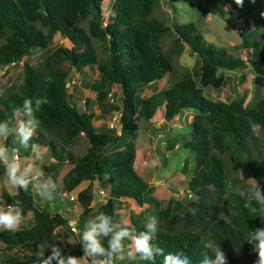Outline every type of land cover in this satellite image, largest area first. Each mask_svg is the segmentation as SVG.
Segmentation results:
<instances>
[{
  "label": "trees",
  "instance_id": "trees-1",
  "mask_svg": "<svg viewBox=\"0 0 264 264\" xmlns=\"http://www.w3.org/2000/svg\"><path fill=\"white\" fill-rule=\"evenodd\" d=\"M102 2L0 0V70L20 63L31 52L52 47L57 34L71 43L70 48L60 46L35 65L24 60L21 83L0 91V121L11 118L16 124L13 112L17 107L22 109L25 99H32L33 105L37 98L47 100L39 111H34L41 124L29 144L45 148L55 158L53 165L40 167L45 177L55 181V167L65 161L73 164L61 180L63 194L72 193L83 182L90 183L77 195L79 232L93 212L91 184L107 177L110 188L106 206L111 210L108 215L112 216L113 204L120 205L122 198L133 199L141 208L147 205L138 214L132 212L129 223L138 233L144 230L147 218L155 216L159 229L153 243L166 253L183 251L192 264H199L204 251L202 241L212 239L226 254L227 264H254L256 259H244L256 257L252 245L246 242L247 229L264 228V207L258 206V212L250 215L234 185L243 171L264 187V97L250 107L239 95L229 102L212 100L204 88L225 87L227 78L220 73L222 70L247 68L254 86L264 90V0H244L242 6H237L235 0H200L196 8L199 16H224L228 6L244 21L241 43L230 48L206 42L193 22L172 25L161 0H116V9L102 26ZM186 47L195 55L196 65L181 69L178 80L169 88L144 98L143 89L172 72ZM230 49L248 52L249 57L245 60ZM63 62L76 70L96 67L99 78L90 88L96 92L102 114L120 112V135L94 129L95 114L88 99L84 101V112L70 101L66 86L69 73L61 67ZM107 85L120 87L121 107L106 109L103 101ZM161 107L167 122H173L185 111L192 113L190 140L182 147L196 154L195 174L185 183V191L195 196V201L182 203L153 197L149 184L134 168L135 147L120 143L125 131L134 135L138 130L140 116L150 121ZM254 127H258L260 135L254 133ZM13 139L9 137L5 144L9 148L20 147ZM80 142L84 146L76 153L74 148H79ZM28 149L20 151L27 153ZM4 177L0 165V200L5 204L20 200L24 216L32 212L33 223L15 232L0 231V264H35L41 246L46 249L56 242L57 229H62L64 241L73 235L70 218L39 207L30 189H19L14 194L3 191ZM119 209L117 206L115 210ZM102 243L107 246V238H102ZM125 244L130 245L131 241L126 240ZM61 247L64 255L83 254L80 237L76 244ZM14 249H21L28 256H7V251ZM46 252V256L50 254V250ZM156 264H162V257L156 258Z\"/></svg>",
  "mask_w": 264,
  "mask_h": 264
},
{
  "label": "rangeland",
  "instance_id": "rangeland-1",
  "mask_svg": "<svg viewBox=\"0 0 264 264\" xmlns=\"http://www.w3.org/2000/svg\"><path fill=\"white\" fill-rule=\"evenodd\" d=\"M199 2L200 0H161L162 7L167 12L169 21L172 25L193 22L206 42L223 48H230L240 44V31L244 21L239 19L228 6L224 9V16H199L196 11ZM116 7V0H103L101 5L102 26H105L109 22V14L114 11ZM60 46L70 48L71 43L57 34L54 38L52 47L44 51L31 52L28 58L24 57L20 63L0 70V91H4L10 86L19 85L21 83L22 66L25 59H29L30 63L35 65L45 60ZM230 52L245 60L249 57L248 52L245 51H234L230 49ZM196 61L195 55L186 47L182 55L177 58L173 71L168 73L163 79L146 86L143 89L142 96L146 98L154 92L169 88L178 80L177 73L183 68L192 69L196 65ZM61 67L69 73L68 80L70 85L68 88L70 101L76 104L78 111H85L83 101L88 99L89 105L91 106L90 109L95 114L92 120L94 129L100 133L120 135V112L112 111L109 115H101L100 106L96 100V92L90 88L91 84L96 82L99 78L96 67L91 66L76 70L72 68L68 62L61 63ZM220 73L227 78L226 85L220 90H215L211 86L205 87L204 93L208 98L215 101L221 100L229 102L236 95H239L242 96L245 99V103L251 107L264 97V90L254 86L253 75L249 69L246 68L241 71L222 70ZM105 89L108 95L103 101L106 109L109 110L111 106L121 107L122 91L120 87L117 85H107ZM162 112V109L159 108L154 118L150 121L140 116V120L137 121L138 130L134 135L125 131L120 143H122V145L125 144V146L130 144L136 148V158L134 162L135 170L142 179L149 184L150 192L153 197L161 201H168L170 198L182 203L190 200L195 201L196 197L185 191V183L195 174L196 154L182 147L185 141L190 140L191 125L193 123L192 113L185 111L178 115L173 122H166L165 119L162 118ZM15 122L17 123L18 121L16 120ZM254 133L256 135L259 134L258 127H254ZM261 137H263L261 139H264V133ZM0 143H5V141L0 140ZM78 146V149L74 148L76 153L82 151L84 145L80 142ZM40 151L42 156L38 160L34 158L32 149L28 153L20 151L19 155L22 163H34L35 167L39 170H41L40 167L42 164L53 165L55 163V158L52 157L49 152L46 154L43 150ZM65 171L66 169L55 167L53 172L55 176L54 179L58 185V195H56L54 199L47 200L40 197L37 192L33 190L31 185H29V189L34 196V202L37 203L39 207L49 212L58 211L67 218H70V220H74L78 223L80 211L77 207V201L71 202L69 200V196L72 193L63 194L61 191V178ZM238 176L240 181L236 182L234 185V190L236 191L238 189L245 190L255 183H258L251 176H248L246 172L241 171ZM6 180L7 178L5 176L2 182L3 191L9 194L16 193L17 189L11 188V186L3 187ZM85 186L87 188L89 184ZM91 188L93 199L90 203V208L93 209V212L87 219L84 229L88 221L96 214L99 212L109 214L111 211L110 208L106 206L109 201V179L106 177L103 182L96 180L95 183L91 184ZM100 190H103L105 195H100ZM75 194L78 195V193L74 192V195ZM121 200L120 205L118 203L113 204V220L118 221L124 219L129 222V217L132 212L138 214L143 210L134 201L126 199ZM117 206L120 207L119 210H115ZM32 216V212H29L25 216L24 223L20 229L29 228L32 225ZM72 234L73 235H71L68 240L72 241L71 244H76L79 240V235L74 232ZM55 240L57 243L61 244V246L64 245L62 229H57L55 231ZM46 253L45 250V254ZM6 254L10 258L17 259H23L28 256V254L21 249L7 251ZM2 257L3 254L0 245V259H2ZM242 257L243 256H238L239 259H242ZM256 258L257 257L251 255L249 257H244L247 261ZM241 261L246 262L245 260ZM132 262L133 261L125 258L122 261H116L115 264H132Z\"/></svg>",
  "mask_w": 264,
  "mask_h": 264
},
{
  "label": "clouds",
  "instance_id": "clouds-1",
  "mask_svg": "<svg viewBox=\"0 0 264 264\" xmlns=\"http://www.w3.org/2000/svg\"><path fill=\"white\" fill-rule=\"evenodd\" d=\"M243 2L244 0H235L237 6H242ZM44 103H47L46 99L37 98L34 105L32 99H25L22 109L17 107L13 112L18 121L16 124H13L11 118L0 121V140L7 141L9 137H13V143L20 146L9 148L5 143H0V165L3 166L7 178L3 187L11 186L17 190L28 191L31 185L40 197L52 200L57 192V183L50 176L45 178L43 171L37 169L34 163H22L19 155L20 148L27 150L30 147L29 142L40 127L41 121L36 118L34 111H39ZM31 149L34 158L40 159L42 153L39 145L33 143ZM237 192L245 201L244 207L250 215L258 212V206H264V187L258 183L245 190L238 189ZM24 220L20 200L11 204L0 200V230L18 231ZM158 229L159 222L155 216H149L144 230L137 233L127 220L116 221L112 216L99 212L88 221L82 232H77L83 253L81 256L64 255L60 244L54 242L47 246L46 249L50 250L47 256L45 247L41 246L36 253L35 264H115L125 258L156 264L157 257H162V264H192L189 256L183 251L166 253L153 243ZM102 238H107V246L102 243ZM126 240L131 241V244L126 245ZM246 242L252 245V252L256 254L254 264H264V228L247 229ZM71 243V240L64 241L65 245ZM202 247L204 251L201 253L199 264H227L226 254L214 240L202 241Z\"/></svg>",
  "mask_w": 264,
  "mask_h": 264
},
{
  "label": "crops",
  "instance_id": "crops-1",
  "mask_svg": "<svg viewBox=\"0 0 264 264\" xmlns=\"http://www.w3.org/2000/svg\"><path fill=\"white\" fill-rule=\"evenodd\" d=\"M92 85V84H91ZM108 96V95H107ZM106 96V97H107ZM84 102V101H83ZM161 109H162V118H163V113H164V107H161ZM100 114L101 115H105V114H102L101 113V111H100ZM110 114V113H109ZM108 114V115H109ZM155 116V115H154ZM154 118V117H153ZM167 122V121H166ZM41 149L40 150H43L44 151V153H48V151L45 149V148H43V147H40ZM31 150V147L28 149V152ZM27 152V153H28ZM135 154H136V148H135ZM136 158V157H135ZM43 165V164H42ZM45 165V164H44ZM72 166H73V164L71 163V162H69V161H65V162H63V163H61L59 166H57L56 168H63V169H66V171L63 173V175H62V178H63V176L72 168ZM134 168H135V166H134ZM54 172V171H53ZM53 176H54V173L52 174ZM54 178H55V176H54ZM62 178H61V180H62ZM96 181H94L93 183H95ZM87 184H90L88 181H86V182H83V183H81L80 184V186L79 187H77L73 192H72V194L74 195V192L75 193H79L80 191H82V190H84L85 188H86V186L85 185H87ZM71 194V193H70ZM76 195V194H75ZM122 199H126V200H130V201H134L133 199H128V198H122ZM122 201V200H121ZM135 202V201H134ZM137 204V203H136ZM138 205V204H137ZM145 207H147V205H145L144 207H142V209H144ZM28 214V213H27ZM130 218V217H129ZM129 222H130V219H129ZM0 245H1V250L3 249V245L0 243Z\"/></svg>",
  "mask_w": 264,
  "mask_h": 264
},
{
  "label": "built area",
  "instance_id": "built-area-1",
  "mask_svg": "<svg viewBox=\"0 0 264 264\" xmlns=\"http://www.w3.org/2000/svg\"><path fill=\"white\" fill-rule=\"evenodd\" d=\"M99 194L100 195H105V193H104V191L103 190H100L99 191ZM69 200L70 201H76L77 200V195H70L69 196ZM69 227H70V230H71V232H74V233H77L78 231H74V229L75 230H77V222L76 221H70L69 222Z\"/></svg>",
  "mask_w": 264,
  "mask_h": 264
},
{
  "label": "water",
  "instance_id": "water-1",
  "mask_svg": "<svg viewBox=\"0 0 264 264\" xmlns=\"http://www.w3.org/2000/svg\"><path fill=\"white\" fill-rule=\"evenodd\" d=\"M69 85H70V83H69V82H67L66 86H67V87H69Z\"/></svg>",
  "mask_w": 264,
  "mask_h": 264
}]
</instances>
